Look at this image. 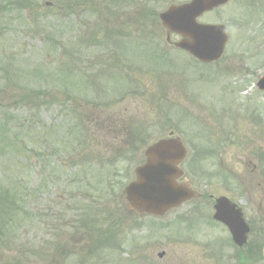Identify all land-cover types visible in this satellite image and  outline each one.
Instances as JSON below:
<instances>
[{"label": "rangeland", "instance_id": "1", "mask_svg": "<svg viewBox=\"0 0 264 264\" xmlns=\"http://www.w3.org/2000/svg\"><path fill=\"white\" fill-rule=\"evenodd\" d=\"M171 1L146 7L156 15ZM7 2L0 0L5 4L0 8V200L20 183L30 215L10 218L13 227L2 229L0 264H264V92L254 87L264 75V0L210 14L207 18L226 25L231 36L228 57L208 65L188 59L182 77L179 67L163 70L170 72L166 76L150 67L133 75L131 63L138 60L130 40L135 36L125 26L118 53L115 49L116 60L128 61L127 76L121 73L123 92L128 90L124 97L121 91L111 95L112 89L90 72L97 56L108 60L91 47L106 27L100 7L108 1L33 0L34 17L32 9L9 11ZM22 15L33 24L24 23ZM236 16L238 21L232 20ZM149 23L157 24L154 15ZM153 24L147 29L154 33ZM158 35L150 34L161 39ZM117 90L114 85L112 92ZM115 113L127 129L97 126ZM171 131L188 148L184 180L203 197L162 219L136 218L123 188L144 162L146 148ZM126 149L127 156L121 152ZM119 157L125 162L119 164ZM108 167L115 177L107 181ZM43 170L56 177L45 182ZM71 179L73 190L65 187ZM22 188L31 189L26 197ZM70 194L86 197L93 208L86 222L93 228L84 229L81 240L73 238L81 232L63 207ZM209 196H225L243 208L252 230L243 252L247 260L235 258L226 230L212 222ZM3 208L1 200V226L9 217Z\"/></svg>", "mask_w": 264, "mask_h": 264}, {"label": "water", "instance_id": "2", "mask_svg": "<svg viewBox=\"0 0 264 264\" xmlns=\"http://www.w3.org/2000/svg\"><path fill=\"white\" fill-rule=\"evenodd\" d=\"M226 0H193L184 10H189L191 19L205 10L224 3ZM182 27L186 23L176 20ZM188 24V23H187ZM197 26V25H196ZM192 26V53L205 60L219 56L226 40L220 27ZM206 49L213 50L212 52ZM212 57V58H211ZM148 164L137 170V181L127 188V199L132 208H139L144 213L164 215L172 207L182 203L191 196L183 185H178L176 179L181 176L177 164L185 157V150L177 140L161 141L149 148ZM214 218L224 222L230 229L234 242L242 245L245 242L248 227L241 218L240 210L226 198L216 201Z\"/></svg>", "mask_w": 264, "mask_h": 264}, {"label": "flooded vegetation", "instance_id": "3", "mask_svg": "<svg viewBox=\"0 0 264 264\" xmlns=\"http://www.w3.org/2000/svg\"><path fill=\"white\" fill-rule=\"evenodd\" d=\"M190 0H172L170 2V6L172 7L173 5H181V4H185L187 2H189ZM242 2H238L235 0H231L228 2L227 5H232V4H240ZM226 5V6H227ZM168 6V8L170 7ZM224 6V7H226ZM222 7V8H224ZM221 7L218 9L213 10L211 13L217 12L218 10L222 9ZM210 13V14H211ZM172 34V35H170ZM169 36H167V38L164 39H160L158 40V46L156 44H152L157 42L156 40L153 39H148L147 40V45H148V49H152L154 52V65L152 66V68L155 71H158L162 74H164L165 76L167 74H169V71H163V70H173V69H178L179 67V71H180V75L181 77L183 76L184 72H182V68L184 67H188V64H186V61L192 60L191 62H189V64L193 63H200L198 60L194 59L191 55H189L188 53H186L185 51L181 50L177 44L179 42H181V38L178 35H173V33H170ZM177 57L181 60L184 61H178L179 59H177ZM217 63V62H215ZM202 64V63H200ZM172 76V74H171ZM169 76V77H171ZM188 89V88H187ZM178 90V89H177ZM186 90V89H184ZM184 93H186L184 91ZM243 252H246V250L243 249H238L237 252V258H241V255Z\"/></svg>", "mask_w": 264, "mask_h": 264}]
</instances>
